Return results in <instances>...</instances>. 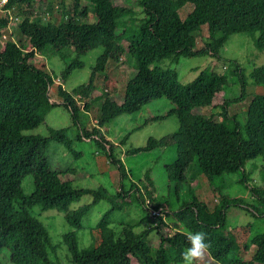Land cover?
I'll use <instances>...</instances> for the list:
<instances>
[{
    "label": "trees",
    "instance_id": "1",
    "mask_svg": "<svg viewBox=\"0 0 264 264\" xmlns=\"http://www.w3.org/2000/svg\"><path fill=\"white\" fill-rule=\"evenodd\" d=\"M135 1L139 18H134V9L115 5L113 0H63L57 6L47 0H8L0 9V251H8L11 264H61L49 256L48 251L54 249L47 229L31 215L38 207L41 212L64 214L70 227L62 237L68 264H183L181 253L189 247V232L204 233L205 243L210 244L205 255L209 262L201 260L202 264H264V232L241 243L235 230H228L226 225L229 207L248 211L256 219L264 218V175L263 185L250 186L245 170L248 161L264 160V95L251 99L241 125L230 116L229 108L245 98L244 74L237 63L231 62L232 73L242 84V97L229 100L224 93L228 79L215 72L216 63L224 62L220 53L232 35H256L255 46L264 51V0ZM188 4L192 9L181 19L179 11ZM42 6L45 8L40 13ZM10 18L18 20L17 40H13L12 33L3 39ZM203 28L208 37L198 48L195 35ZM98 48L102 54L88 82L65 91L62 85L71 73L84 67L80 59ZM56 56L66 60L71 57L60 75H54L45 61ZM196 57H209L212 68H203L186 84L179 82L176 69L162 66L165 61L176 63ZM128 58L135 61L134 74L124 87L117 93L110 89L92 98L98 89L97 79L102 77L101 84L109 88L105 71ZM249 78L255 86H264V66L255 68ZM56 79L60 84L55 83ZM159 98H166L173 108L157 120L175 116L177 132L161 140L151 138L144 148L125 155L173 145L175 161L164 168L170 183L184 184L193 164L209 185L239 175L253 205L245 206L242 199L231 198L219 188L213 192L220 201L211 209L192 198L170 212L169 205L155 203L152 190L129 179L122 162L113 158L112 147L116 146L99 129ZM95 103L98 126L91 131L80 128L77 139L90 140L103 148L119 174L120 187L115 195L104 188L77 189L68 171L51 170L47 156L50 142L64 145L76 155L67 130L49 129L47 137L25 135L36 130L56 107L65 109L78 127L80 114H88ZM208 108L217 111L204 113ZM28 176L33 179L31 195L22 190ZM127 179L131 183L125 190L123 182ZM86 195L92 197L90 204L69 210ZM102 200L110 208L91 230L92 245L80 249L77 231L82 229V220L91 208ZM134 203L145 212L142 223L152 218L154 226L138 232L132 225L113 230L111 216ZM162 227L167 229L166 234ZM151 233L158 241L155 250L147 243ZM251 247L254 253L248 256ZM231 254L236 257L227 263Z\"/></svg>",
    "mask_w": 264,
    "mask_h": 264
},
{
    "label": "rangeland",
    "instance_id": "2",
    "mask_svg": "<svg viewBox=\"0 0 264 264\" xmlns=\"http://www.w3.org/2000/svg\"><path fill=\"white\" fill-rule=\"evenodd\" d=\"M57 6L63 0H47ZM115 5L132 8L135 11L134 18H139L140 10L137 7L135 0H113ZM43 12L44 6H42ZM192 5L188 4L179 11L181 19H184ZM45 18H48L43 13ZM18 21H10L6 27L8 36L13 34L17 40L16 25ZM9 33V34H8ZM5 37V38H4ZM196 46L201 48L204 41L208 37L206 28L195 35ZM255 37L250 35L235 34L229 37L224 45L220 55L224 62L216 63L215 72L223 74L227 77L228 85L224 90L225 98L229 100L240 99L242 97V84L238 76L233 75L234 65L231 62L237 63L244 74L245 80V98L239 103L232 104L229 108L230 116H235L239 124L245 122L244 111L249 102L255 95H264V86H255L249 78L250 73L260 66H264V51H260L255 46ZM124 46L126 44L124 43ZM102 54V49L98 48L89 52L82 57L80 61L84 64L82 69L75 70L70 77L62 85L63 89L71 92L88 82L91 69L95 66L96 60ZM61 57H50L45 59L47 67L54 73L60 75L69 63ZM213 60L209 57H196L182 59L176 63L165 61L162 66L176 69L178 80L182 84L193 81L203 68L213 65ZM135 61L133 58H128L123 64L112 65L107 68L104 76L109 77L110 87L106 89L101 83L102 77L97 79L98 89L93 93L92 98H97L105 94V90H115L118 92L124 87L126 82L133 76V68ZM114 88V89H113ZM54 89V88H53ZM123 90V89H122ZM54 90L51 95H54ZM113 93V92H111ZM220 99L215 103L218 104ZM98 104H93L88 114H80L79 126L72 124L71 118L65 109L62 107L54 108L45 118V121L36 129L26 132L27 136L47 137L48 130H67V137L73 141V149L76 155L69 152L64 145L50 142L48 148V161L52 171L59 173L69 172L70 180L73 187L77 189L98 188L106 189L111 195H115L119 191V174L106 157L103 148L90 140H78L80 128L86 131H91L92 127H97L96 114L98 112ZM173 108V105L166 98L153 100L151 103L142 107V109L134 114L121 115L109 123L105 124L101 131L102 136L112 145L113 158L120 160L124 165L129 179L138 186L148 190H152L155 203L159 205H169L170 212H175L181 208L184 203H188L192 198H197L203 201L210 209L218 204L220 198L215 195L213 190L222 188V191L231 198L242 199L245 206L250 207L254 203L250 200L249 192L240 183V176H226L223 180L217 179L209 185L203 175L199 174L196 165L190 166L187 170L185 183H170L167 179L164 168L171 166L176 158V151L173 145L156 148L149 152H140L135 155H125L126 152L135 149H142L146 146L149 139L161 140L172 136L178 130V121L175 116H170L162 120H157V117H164ZM213 109H206L203 112L210 114ZM156 119V120H154ZM220 120L219 117L215 118ZM248 175V185L261 186L263 185L264 175V160L257 158L248 161L245 165ZM68 177V176H67ZM123 182L124 189L130 188L131 180ZM22 190L24 194L31 195L33 193V179L28 176L22 182ZM91 196H83L79 202L70 206L69 210L78 209L84 205L90 204ZM110 208V204L102 200L97 205L93 206L89 213L82 220V229L77 231V239L80 249L88 248L92 245L91 230L99 223L103 214ZM31 215L38 219L47 229L49 238L53 247V251L49 250V256L53 261H58L61 264H68V253L66 247L62 243V237L70 231V227L64 220V214L57 211L41 212L38 207L31 211ZM226 225L228 230H235L238 234L240 242L248 241L256 235L264 232V218L256 219L252 213L243 211L238 208H227ZM145 217V212L138 204H133L130 207L123 209L120 212H115L111 216L110 227L113 230L120 231L122 225H132L136 227V231L148 230L152 228L153 219L149 218L148 223H142ZM161 217L168 223V218L164 214ZM158 221L157 219L155 220ZM141 223L139 226L137 224ZM152 226V227H151ZM162 233L166 234L167 229L162 227ZM157 237L155 233H151L147 239V243L153 250L157 246ZM55 247V248H54ZM254 253V248L251 247L248 256ZM238 256V254H237ZM236 257V254H231L227 259V263ZM203 261H208L204 257ZM209 262V261H208ZM207 262V263H208ZM0 264H11L9 253L7 250L0 251ZM194 264H202L201 261H196Z\"/></svg>",
    "mask_w": 264,
    "mask_h": 264
},
{
    "label": "clouds",
    "instance_id": "3",
    "mask_svg": "<svg viewBox=\"0 0 264 264\" xmlns=\"http://www.w3.org/2000/svg\"><path fill=\"white\" fill-rule=\"evenodd\" d=\"M205 239V234L202 232L187 233L189 247L181 253L183 264H194V262L204 259L210 248V244L205 243Z\"/></svg>",
    "mask_w": 264,
    "mask_h": 264
},
{
    "label": "built area",
    "instance_id": "4",
    "mask_svg": "<svg viewBox=\"0 0 264 264\" xmlns=\"http://www.w3.org/2000/svg\"><path fill=\"white\" fill-rule=\"evenodd\" d=\"M8 0H0V7H3L6 3H7ZM18 21L17 18H10V21ZM5 38V37H4ZM55 83L58 85L60 84V81L59 79H56ZM155 214V213H153ZM156 215H158V213H156Z\"/></svg>",
    "mask_w": 264,
    "mask_h": 264
},
{
    "label": "bare ground",
    "instance_id": "5",
    "mask_svg": "<svg viewBox=\"0 0 264 264\" xmlns=\"http://www.w3.org/2000/svg\"><path fill=\"white\" fill-rule=\"evenodd\" d=\"M3 8V7H0V9Z\"/></svg>",
    "mask_w": 264,
    "mask_h": 264
}]
</instances>
